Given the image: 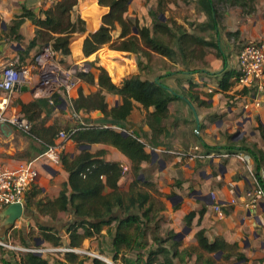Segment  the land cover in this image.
<instances>
[{
    "label": "crops",
    "instance_id": "1",
    "mask_svg": "<svg viewBox=\"0 0 264 264\" xmlns=\"http://www.w3.org/2000/svg\"><path fill=\"white\" fill-rule=\"evenodd\" d=\"M57 1L0 0V33L6 31L11 21L25 10H31L44 18V11ZM143 1L130 0L125 15L134 20L138 19L141 26H152L149 11L156 10L157 0L155 6H152L151 2L150 7L143 4ZM174 2L175 0H167L166 4ZM196 2L198 3V0ZM198 5L200 6L199 3ZM253 6L251 12L234 5L225 8L222 13L218 7L216 28L206 25L207 14L201 8V33L195 25L191 26L185 20L171 17L183 24L189 32L207 38L213 36L219 41L221 51L215 48L208 49L201 59H193L192 64L188 65L151 52L150 58L141 56V68L137 66L135 54L130 52L134 63L133 66L130 65L131 73L124 78H116L109 73L117 85L122 84L128 76L136 74L135 77L158 82L175 97L168 104V116L161 121L168 134L160 137L162 142L160 146L145 147L149 159L141 162L139 172L135 173L129 156L111 143L78 144L73 139L64 142L61 152L65 151L73 156L86 149L99 154V158L104 161L119 162L122 165V175L117 183L122 195L127 197L137 191L150 195L146 206L150 205L152 208L151 219H143V222L141 219L140 230L135 229L139 225L137 222L128 227L123 226L120 230L133 236L131 247H127L125 243L120 244L118 248L115 247V236L119 225L121 223L125 225L127 218L132 214L141 215V210L125 211L120 207L115 208L111 214L113 219L110 220L109 216L80 217L69 210L49 207V202L54 201L65 187L67 194L72 192L68 185L69 173L61 160L59 163H52L44 154L31 156L28 151L30 140L23 133L22 136H17L12 126L13 132L10 129L2 131L3 164L9 168H16L24 161L33 160L39 175L26 194L25 206L29 211L28 216H22L10 223L9 216L3 214L4 209L0 211V238L16 245L70 247L72 238L67 231L69 226L83 219L91 222L107 221L98 231L82 236L71 246L84 251V254H77L75 261H69L65 251L59 255L47 256L48 252H44L42 256L51 264L62 262L78 264L85 256V264H93L94 258L108 264H147L148 260H152L151 264H158L163 262L165 257L171 258L174 264H264V203L257 207L246 205V195L253 187V179L264 178V93H257L255 88L241 85L236 81L239 73L238 54L231 53L233 37L227 36L228 33H232L231 35L238 37L237 41L264 40V0H257ZM108 11L109 7L100 5L98 0H78L73 8L72 18L75 19L77 16L83 18L86 28L70 36V53L61 52L63 63L66 61L70 65L85 59L83 62L89 64L88 60L96 58L103 47L87 56L85 40L100 28L103 16ZM166 11L160 15L163 20L170 18ZM188 20L190 19L187 18ZM35 30L36 25L33 21L24 18L19 28L23 36L22 42H16L22 48L13 51L14 54L19 56V50L24 49L33 39ZM204 31L210 32V35H204L206 34ZM120 33L121 28L117 25L112 32L114 39H117ZM10 47L13 49L12 44ZM40 49L39 45L32 48L24 64H32ZM113 51L119 50L109 49L105 54L114 53ZM13 53L10 54L14 55ZM105 54L101 56L102 62H113L110 58L104 57ZM7 56L9 54L0 53V67ZM143 59L152 66L148 73L143 71L146 67ZM156 59L161 62L158 66L154 64ZM228 70L233 72L231 84L227 89H222L221 80ZM91 71L97 76L96 68ZM78 89L90 94L98 90L99 86L97 82L82 80L79 87L72 92V99L78 96ZM50 91H53L51 87L38 86V77L34 73L31 82L11 96L10 103L16 101L20 104H17L16 108L13 106V110L9 105L8 113L26 116V112V117H33L28 105L38 99H47L51 95ZM54 92L59 93L61 101L57 106L48 101L46 106L50 105L51 111L47 112L51 116L46 113V106H41L39 112L36 109L33 119L37 124H56L67 130L77 123L73 103L62 91ZM191 93H197L206 104L201 105L191 99ZM105 96L110 107L121 102L118 94L105 92ZM154 109V106L147 109L141 103L135 102V107L128 116V130L124 131L128 134L139 133L140 140L147 141L152 130L145 122V116L148 111ZM80 113L84 120H95L102 115L98 111L88 113L81 110ZM58 141L60 139L56 140ZM196 144L202 145L205 149L224 148L242 151L247 158L246 161L235 156L229 159L191 161L168 152L187 150ZM153 150L157 153L155 159ZM123 166H127L128 170L123 171ZM111 192L113 188L105 186L102 195ZM232 199H235L234 203L231 202ZM215 204H220L221 209L217 210ZM48 208L55 210L51 212L52 210ZM191 212L195 214L190 222H187L186 216ZM42 226L55 227L61 244L56 246L46 240ZM200 230L204 231V237L210 243L220 240L227 245L216 250L204 249L197 238ZM85 232L83 226H78L77 234L82 235ZM15 255L13 259L17 257Z\"/></svg>",
    "mask_w": 264,
    "mask_h": 264
},
{
    "label": "trees",
    "instance_id": "2",
    "mask_svg": "<svg viewBox=\"0 0 264 264\" xmlns=\"http://www.w3.org/2000/svg\"><path fill=\"white\" fill-rule=\"evenodd\" d=\"M220 3L225 1L230 5H238L243 7L245 11L251 12L254 6L251 4L254 0H219ZM78 0H58L52 7L44 11V18L36 15L31 10H25L21 15H17L9 25V28L0 33V41L6 39L9 42H22V34L19 32L20 25L24 18H29L36 25L35 36L30 40L28 45L19 50V61L24 60L29 52L35 46H44L51 44L53 48L61 51L63 54H69V39L75 32L85 30L86 22L80 16L72 18V11ZM130 0H98V3L109 7V11L103 16V23L99 29L90 34L85 40V54L88 56L105 45H109L115 54H128L130 52L139 54L146 58L151 57V52L163 55L174 62L182 61L188 65L192 64L193 59H201L208 49L215 48L221 51L219 41L214 37L207 38L201 34L189 32L187 28L172 18L167 20L161 19L160 15L166 11L167 0H157L156 10H150L152 17V26H141L138 19L128 18L125 14L128 10ZM201 8L207 14L206 25L216 28L218 18V6L216 0H198ZM117 25L121 28V33L117 39L113 37V30ZM136 29V33L135 32ZM232 33H228L231 35ZM234 34V33H233ZM129 51V52H122ZM117 57V56H116ZM110 58V57H109ZM118 58V57H117ZM113 60L112 58H110ZM138 64L142 67V61ZM94 67V65H93ZM97 76L90 71L79 72V76L83 81L90 83L97 82L99 89L85 94L81 89L78 96L72 99L74 110L77 112H94L101 111L102 115L97 119H86L92 124L84 125L76 123L69 129H61L58 125H45L43 123H35L34 116L36 109L48 105L49 98L38 99L30 103L28 110L33 112V117H27L32 127L29 133H23L30 140L29 153L31 156L43 154L51 145L56 144L58 135L63 131L69 139H73L80 143L107 142L118 147L133 162L135 173L139 172L141 162L149 159V153L145 147L149 145L151 148L158 147L162 144L160 137L166 136L168 131L161 125L163 118L169 114L168 104L175 98L169 91L156 81L149 79H141L140 77H127L120 85L114 83L110 74L104 67H97ZM131 72L129 63L121 66V72L118 77H126ZM233 75L232 71H226L221 80V88L227 89ZM105 92L118 94L121 102L114 106H109L106 100ZM51 97L55 105L60 103L59 93L54 92ZM191 99L197 103L204 105L206 102L201 100L197 93H191ZM135 102L141 103L145 108L154 106V111H148L145 116V122L150 126L152 132L151 137L147 141H141L139 133L124 134L123 130H128V116L135 107ZM37 112V113H38ZM90 120V121H89ZM92 120V121H91ZM102 124H113L121 129L101 126ZM264 138V132H263ZM64 140L63 142H65ZM60 160L65 170L69 173V182L72 192L67 194L65 187L60 195L49 202V207H56L62 210H69L72 214L80 217L88 216L90 218L110 217L115 208H122L125 211L141 210V215L132 214L127 218L125 225L122 223L117 229L114 244L119 247L125 243L127 247H131L133 236L122 233L120 230L123 226H131L135 222L139 225L135 227L140 230V221L142 219L150 220L152 208L149 205L150 195L143 191H137L127 197L119 191L118 180L122 175V165L119 162L104 161L99 158V154L91 153L86 149L81 150L77 155H71L65 151L60 153ZM105 178V179H103ZM113 188V192L102 195L104 187ZM102 206V207H101ZM53 212L54 208H48ZM191 212L186 216L187 222H190L194 216ZM202 214V212H201ZM107 221L91 222L83 219L72 224L67 228L72 241L71 246L75 245L77 239L82 236L98 231ZM78 226H83L86 230L84 234H77ZM43 234L46 240L53 245H60V236L58 230L53 227L42 226ZM93 229V230H91ZM200 245L207 250H216L224 245V241L217 240L210 243L204 237V231L197 233ZM70 246V247H71ZM67 259L71 262L77 259V254L73 251H65ZM15 259L8 257L4 259V264H51L49 260L40 253L35 252H19ZM15 255V256H16ZM242 255H239L241 257ZM86 256L82 257L78 264H85ZM152 260H148L147 264H151ZM62 264H68L62 262ZM93 264H108L99 258H94ZM158 264H174L171 258L165 257L164 261Z\"/></svg>",
    "mask_w": 264,
    "mask_h": 264
},
{
    "label": "built area",
    "instance_id": "3",
    "mask_svg": "<svg viewBox=\"0 0 264 264\" xmlns=\"http://www.w3.org/2000/svg\"><path fill=\"white\" fill-rule=\"evenodd\" d=\"M78 63L66 66L63 63L62 53L53 48L51 44L41 47L32 64H24L18 59L5 58L0 67V211L12 203L23 202L27 191L35 183L39 170L34 165L33 160H27L19 164L16 168H9L3 164V142L1 124L8 123L12 127L19 128L23 133H29L32 127L31 121L24 115L9 114L8 108L13 93L22 86L28 85L33 77V67L37 69L40 81L38 86L51 87L53 91H62L67 99L72 101V92L75 85L82 82L79 72L87 71ZM238 75L236 81L239 84L253 87L257 93H264V40L247 41L238 54ZM49 103L55 105L51 95L48 97ZM77 123L88 125L80 112L75 111ZM101 126L114 129H121L117 125L102 124ZM124 131V130H123ZM56 144L51 145L43 154L52 163H59L60 153L64 148V140L68 136L61 131ZM173 154L187 160H214L229 159L233 156L242 161H246L247 155L242 151L233 149L215 148L205 149L202 145H193L187 150H168ZM128 167L123 166V171ZM253 187L247 192V203L249 207H257L264 203V178L255 177ZM214 196V195H213ZM231 202H235L232 199ZM217 210L221 209L220 204L214 205ZM0 245H9L19 250V252H35L43 254L46 251H73L83 253L84 251L72 247L41 248L31 245H12L9 241L0 238Z\"/></svg>",
    "mask_w": 264,
    "mask_h": 264
},
{
    "label": "rangeland",
    "instance_id": "4",
    "mask_svg": "<svg viewBox=\"0 0 264 264\" xmlns=\"http://www.w3.org/2000/svg\"><path fill=\"white\" fill-rule=\"evenodd\" d=\"M196 1L197 0H179V1L175 0L174 3H169L168 5H166V10H167L166 12H167L168 17H170V18L171 17L172 18L177 17V18H179V19H181L183 21L185 20L187 23L189 22L191 24V26L195 25V27L198 28V31L200 32L201 31V26H200L201 22H200V20H201L202 11H201V6H199ZM256 1L257 0L252 1L251 4L252 5L256 4ZM151 2H153L152 6H155V0H144L143 4H145V5L150 7L151 6ZM216 2H217V5L219 7L220 13H222L225 8L231 7L226 1L224 3H220L219 0H216ZM136 5H139V4H136ZM220 17H221V14L219 15V18ZM187 18L190 19V20L187 21ZM222 22H223V19H222ZM223 33H225V32L223 31ZM207 34L210 35V32H207L204 35H207ZM227 36L228 37H230V36L233 37L232 43L234 45H233V47L231 49V53H233L235 55L239 54V52L242 49V47L244 46V44L247 41H249V40H239V41H237L238 37L235 36V35H227ZM0 43H3V48H2L0 53L3 52V53H6V54H9V56H12L13 59H15V60L18 59L19 60L20 57L17 54L13 53V51H17L19 49L18 48V44L16 42H9L6 39H4V41H0ZM11 44L13 45V49L10 47ZM6 46H7V49H6ZM109 49L112 50L109 45H105V46H103L102 50H100V53L97 54L96 58H94L91 61L90 60L87 61L89 64H87L86 62H83V61H85V59L84 60L82 59V60H79L77 65H82L81 67L82 68L85 67V69L87 71L92 70L93 68H95V66L104 67L108 71V73H111L112 75H115V76H118L120 74L121 66L123 64L129 63V65H131V66L134 65L133 58L130 55H128V54H118V55H116L118 58L116 56H114L115 53H106L105 54V52H108ZM211 52H214V51H211ZM10 53H13L14 55H11ZM231 53L229 52L228 55H230ZM102 54H105V56L103 55L104 57L112 58L113 62H110V61H105V63L102 62V60H101ZM134 54H135V57H136L137 66L140 68V66L138 64V61L141 60V57L139 56V54H136V53H134ZM9 56H7V57L8 58H12V57H9ZM143 61L145 63L144 59H143ZM32 62H34V61H32ZM145 64H146V67H145V69L143 71H146V73H148L147 71L149 70V68H152V66L149 65V62H147ZM154 64L156 66H158V65L161 64V62L156 59L154 61ZM64 65L68 66L69 64H67V62L64 61ZM93 65H94V67H93ZM33 72L38 77L37 69L34 68V67H33ZM134 75H136V74H134ZM134 75H132V76H134ZM39 81H40V78L38 77V82ZM78 87H79V84L75 85L74 91ZM50 93L52 95L54 93V91H50ZM17 104H20V103L16 102V101L14 103H10L11 109L13 108V106H15V108H16ZM49 106H46V108H45V111H46L47 114L51 111V106L50 107ZM47 111H49V112H47ZM25 115L27 116L26 112H25ZM48 115H50V114H48ZM15 133H17V136L18 135L22 136L21 134L23 132L19 128L15 127ZM12 245H16V244L12 243ZM19 246H23V244H21ZM36 247L46 248V247H42V246H36ZM50 248H53V247H50ZM46 252H48L46 254V256H47V255H59V254L63 253L64 251L63 250H58V251H46ZM17 253H19V250L16 249V248L9 247V245L8 246L7 245H4V246L0 245V264H4V259L6 260L8 257H10L13 260V255L17 254Z\"/></svg>",
    "mask_w": 264,
    "mask_h": 264
},
{
    "label": "water",
    "instance_id": "5",
    "mask_svg": "<svg viewBox=\"0 0 264 264\" xmlns=\"http://www.w3.org/2000/svg\"><path fill=\"white\" fill-rule=\"evenodd\" d=\"M136 31V29H135ZM3 48V43H0V52ZM18 48H22V46L20 44H18ZM263 106H264V101H263ZM99 114H101V111H98ZM7 129H10L13 132V128L11 127L10 124L8 123H3L1 124V130L3 132H6ZM124 134H127L126 131H123ZM153 159L156 158L157 153L153 150L152 151ZM48 168L50 169V167L48 166ZM28 209L25 206V200L23 202H16V203H12L9 206H7L4 210H3V214L4 215H8L9 216V222L13 223L15 221V219L20 218L22 216H28L29 214ZM187 229H185V231H187Z\"/></svg>",
    "mask_w": 264,
    "mask_h": 264
}]
</instances>
